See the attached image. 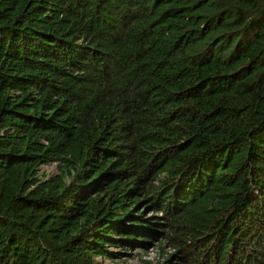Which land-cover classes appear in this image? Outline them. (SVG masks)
Instances as JSON below:
<instances>
[{
	"label": "trees",
	"instance_id": "16d2710c",
	"mask_svg": "<svg viewBox=\"0 0 264 264\" xmlns=\"http://www.w3.org/2000/svg\"><path fill=\"white\" fill-rule=\"evenodd\" d=\"M155 245L264 264V0H0V264Z\"/></svg>",
	"mask_w": 264,
	"mask_h": 264
},
{
	"label": "clouds",
	"instance_id": "9594fccd",
	"mask_svg": "<svg viewBox=\"0 0 264 264\" xmlns=\"http://www.w3.org/2000/svg\"><path fill=\"white\" fill-rule=\"evenodd\" d=\"M51 169L49 167H44V171H46L48 173V170ZM109 251L111 252H118L117 250H113L111 248H109ZM173 250L170 248H167L166 251L163 253H161L157 247V245L155 246H151L148 249L142 251V249L140 248H136L135 250H131L130 253L128 254L129 256L121 258L123 259V261H127L129 264H146V263H151L154 264L158 259H160L161 257H163L164 255L170 254ZM151 252V254L153 255L152 259H148L150 257H148L147 255H149V253ZM158 256V259L156 258ZM145 258V260L143 259ZM121 259H116L118 260V262ZM120 261V262H123ZM105 262V261H104ZM103 262V264H104Z\"/></svg>",
	"mask_w": 264,
	"mask_h": 264
},
{
	"label": "rangeland",
	"instance_id": "374dc122",
	"mask_svg": "<svg viewBox=\"0 0 264 264\" xmlns=\"http://www.w3.org/2000/svg\"><path fill=\"white\" fill-rule=\"evenodd\" d=\"M53 169H49L48 170V173L49 172H52ZM148 257H153V255L151 254V252L149 253V255H147ZM158 259V256L156 257ZM145 260V258H143ZM120 261H123V259H121ZM118 262V260H115V261H105L104 264H129L127 261H123V262ZM146 261V260H145Z\"/></svg>",
	"mask_w": 264,
	"mask_h": 264
},
{
	"label": "built area",
	"instance_id": "2783aa9c",
	"mask_svg": "<svg viewBox=\"0 0 264 264\" xmlns=\"http://www.w3.org/2000/svg\"><path fill=\"white\" fill-rule=\"evenodd\" d=\"M148 259H152V257L148 258Z\"/></svg>",
	"mask_w": 264,
	"mask_h": 264
}]
</instances>
